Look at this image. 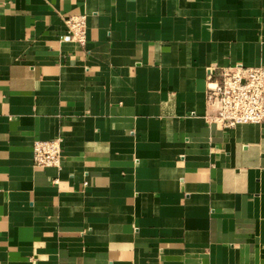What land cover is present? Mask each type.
<instances>
[{
	"label": "crops",
	"instance_id": "1",
	"mask_svg": "<svg viewBox=\"0 0 264 264\" xmlns=\"http://www.w3.org/2000/svg\"><path fill=\"white\" fill-rule=\"evenodd\" d=\"M237 65L264 0H0V264H264V124L206 118Z\"/></svg>",
	"mask_w": 264,
	"mask_h": 264
},
{
	"label": "built area",
	"instance_id": "2",
	"mask_svg": "<svg viewBox=\"0 0 264 264\" xmlns=\"http://www.w3.org/2000/svg\"><path fill=\"white\" fill-rule=\"evenodd\" d=\"M65 25L73 41L84 47L87 44V17L68 16ZM206 118L220 129L264 124V67L237 65L220 72L208 68ZM33 151L37 167L61 169L62 139L37 140Z\"/></svg>",
	"mask_w": 264,
	"mask_h": 264
}]
</instances>
